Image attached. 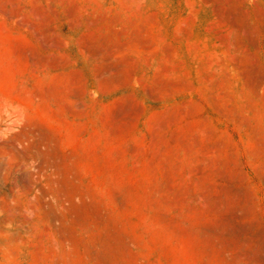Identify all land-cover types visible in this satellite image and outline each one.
I'll use <instances>...</instances> for the list:
<instances>
[{"label": "rangeland", "instance_id": "rangeland-1", "mask_svg": "<svg viewBox=\"0 0 264 264\" xmlns=\"http://www.w3.org/2000/svg\"><path fill=\"white\" fill-rule=\"evenodd\" d=\"M0 264H264V0H0Z\"/></svg>", "mask_w": 264, "mask_h": 264}]
</instances>
